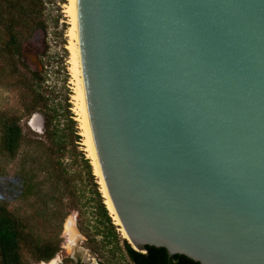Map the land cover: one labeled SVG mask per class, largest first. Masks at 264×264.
I'll list each match as a JSON object with an SVG mask.
<instances>
[{"label":"water","instance_id":"water-1","mask_svg":"<svg viewBox=\"0 0 264 264\" xmlns=\"http://www.w3.org/2000/svg\"><path fill=\"white\" fill-rule=\"evenodd\" d=\"M89 132L127 243L264 264V0H75Z\"/></svg>","mask_w":264,"mask_h":264},{"label":"rangeland","instance_id":"rangeland-1","mask_svg":"<svg viewBox=\"0 0 264 264\" xmlns=\"http://www.w3.org/2000/svg\"><path fill=\"white\" fill-rule=\"evenodd\" d=\"M45 29L36 31L29 43L23 46V60L27 67L39 73L44 79L41 85L48 94L49 114L54 117L53 128L58 136L64 140L65 152L60 156L59 162L70 183L76 187V191L83 195L80 198L79 209H70V197L65 195L63 200V213L65 218L60 225L61 240L60 251L52 261L57 264H129L124 256L121 239L123 238L120 226L114 223L117 241L106 238V230L94 219L93 215V187L87 180L86 169L83 160H88L91 166V174L97 182L98 191L102 194L98 177L94 174L89 152H87L85 137L81 124L79 101L77 98L78 81L74 75L71 45L74 40L71 37V17L68 13L69 0H43ZM9 64L0 57V115L20 117L19 126L22 129L25 140L22 148L14 159L0 155V198H6L8 208L17 209L21 215H28L30 211L24 205L25 202H34L35 198L14 199L9 192L12 177L17 173L30 177L36 186V191L45 190L46 175L41 169V163L46 161V156L36 151L34 143L45 142L43 138L45 121L39 113L26 114L24 110L25 100L23 89L16 88L14 84L23 75L25 70L17 64L18 71L9 75V79H3L9 72ZM4 72V73H1ZM23 73V74H22ZM4 75V76H2ZM2 76V77H1ZM34 120V129L30 123ZM28 141H31L28 143ZM40 151V150H39ZM39 158L36 167L32 160ZM43 188V189H41ZM104 198V197H103ZM105 203V201H104ZM110 214V213H109ZM111 216V215H110ZM73 221L75 244L69 245L68 235L64 225L67 220ZM113 221V219L111 218ZM56 222V221H55ZM114 222V221H113ZM42 238L47 233L37 231ZM112 242V243H109ZM118 243L119 247L116 245ZM120 248V249H119ZM23 259L28 264L33 263L27 255ZM50 264V262L48 263Z\"/></svg>","mask_w":264,"mask_h":264},{"label":"trees","instance_id":"trees-1","mask_svg":"<svg viewBox=\"0 0 264 264\" xmlns=\"http://www.w3.org/2000/svg\"><path fill=\"white\" fill-rule=\"evenodd\" d=\"M45 29L43 0H0V57L8 63L9 72L3 79H9L18 71L20 64L25 70L18 81L12 86L23 89L25 94L24 110L26 114L39 113L44 121L43 138L45 142H31L36 151L46 156L41 169L46 175L45 190L36 191L30 177L17 173L10 182L9 192L14 199L35 198L34 202H25L30 214L21 215L17 209H9L6 198H0V264H28L24 259L27 255L33 263H47L55 258L60 251V225L65 218L63 200L66 194L70 197V209H79L82 194L70 183L66 170L58 161L65 152V143L53 128L54 117L49 114L48 94L41 89L44 79L39 73L32 71L23 60V46L29 43L33 34ZM4 73V72H1ZM4 76V75H2ZM1 76V77H2ZM50 111V110H49ZM20 117L0 115V155L14 159L27 140L19 126ZM34 128V120L30 123ZM40 150V151H39ZM87 180L93 187V215L97 223L106 230L103 239L117 241L114 222L104 203L103 195L98 191L97 182L92 176L88 160H83ZM39 158L32 160L36 167ZM43 189V188H41ZM56 221V222H55ZM40 230L45 237L38 235ZM124 256L129 264H199L185 256L175 255L168 260L166 250L146 247L144 253L134 251L124 238H120ZM112 243V242H109ZM116 245L119 247L118 243ZM120 249V248H119Z\"/></svg>","mask_w":264,"mask_h":264},{"label":"bare ground","instance_id":"bare-ground-1","mask_svg":"<svg viewBox=\"0 0 264 264\" xmlns=\"http://www.w3.org/2000/svg\"><path fill=\"white\" fill-rule=\"evenodd\" d=\"M70 2V6L68 9V13L70 14L71 17V23H72V28H71V37L74 40V44L71 45L70 49H71V53H72V59H73V72L74 75L77 79V83H78V90H77V98L79 101V109H80V115H81V124H82V129H83V135L85 137V144H86V148H87V152H89V156L91 158L92 161V165L94 168V174L98 177L99 179V184L101 185V191H102V195L104 197L105 200V205L106 208L108 210V212L110 213L114 223L118 226H120L119 220L115 214V211L112 207V204L110 202V199L107 195L101 174H100V170H99V166H98V162H97V158H96V154H95V149L93 146V142L91 139V135L89 132V127H88V121H87V116H86V110H85V105H84V97H83V88H82V79H81V70H80V61H79V52H78V42H77V32H76V17H75V0H69ZM73 221L71 219L67 220L64 228H65V232L67 233L68 237V243L69 245H74L75 244V234L73 231ZM120 231L122 233L123 238L126 240L127 237L124 233V231L121 229L120 226ZM50 264H57V261L54 260L52 262H50Z\"/></svg>","mask_w":264,"mask_h":264},{"label":"flooded vegetation","instance_id":"flooded-vegetation-1","mask_svg":"<svg viewBox=\"0 0 264 264\" xmlns=\"http://www.w3.org/2000/svg\"><path fill=\"white\" fill-rule=\"evenodd\" d=\"M52 260H53V259H52ZM49 262H51V261H48L47 263H43V264H48ZM77 264H84V263L79 262V263H77Z\"/></svg>","mask_w":264,"mask_h":264}]
</instances>
